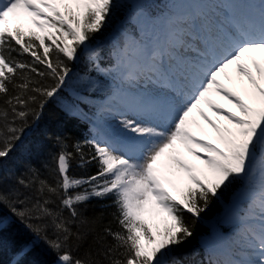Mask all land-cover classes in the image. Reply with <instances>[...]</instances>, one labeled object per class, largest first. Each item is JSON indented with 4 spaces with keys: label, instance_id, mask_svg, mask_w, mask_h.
Here are the masks:
<instances>
[{
    "label": "snow or ice",
    "instance_id": "1",
    "mask_svg": "<svg viewBox=\"0 0 264 264\" xmlns=\"http://www.w3.org/2000/svg\"><path fill=\"white\" fill-rule=\"evenodd\" d=\"M217 2L165 0L166 8L159 14L149 11L147 3H136L131 20L138 27L151 25L152 39L145 40L141 32L139 38L125 34L112 46V66L101 70L100 54L91 41L107 27L118 0H0V162L16 149L29 118L38 120L47 102L65 85L70 65L81 51L102 75L111 76L112 98L120 100L123 108L117 113L122 117L115 130L119 140L94 138L73 145L81 167L97 163L94 175H70L73 153L57 137L61 147L53 157V182L41 179L30 168L31 177L19 179L18 184L34 189L32 196L20 199L23 193L18 190L6 193L0 188V206H7L37 240L55 250L58 264H179L173 253L193 236L184 212L200 218L213 199L237 181L244 187L240 210L233 216L235 246L226 259L209 264H264V87L241 63L244 58L251 60L264 77L259 62L250 55L264 53V2L219 0L231 7L228 26L214 32L210 24L215 9L208 6ZM241 5L247 10L241 11ZM197 25L206 29L207 36L194 43ZM33 28L46 30L45 35ZM13 52L29 55L31 63L13 58ZM230 65L247 77L254 90L252 98L260 107L251 106L220 83L219 74ZM214 91L234 103L240 114L219 109L209 99ZM201 103L217 114L223 112L232 127L221 130L199 109ZM194 110L219 134V147L198 139L190 130ZM85 145L93 151L89 158L83 152ZM181 147L201 160L206 166L201 174L205 178L211 174L213 179L205 184L194 174L179 158ZM166 154L170 163L162 160ZM171 164L187 172L196 187L179 196L169 191L165 185L171 181L165 170ZM110 195L119 213L120 230L105 227L103 235L93 236L95 253L90 248L83 258L73 255L95 232L79 205ZM17 204L24 205L23 209ZM151 209L162 210L171 220L156 235L142 219ZM3 227L6 224L0 219ZM49 228L54 239L47 235ZM108 237L113 244L106 243ZM29 251L25 244L18 256Z\"/></svg>",
    "mask_w": 264,
    "mask_h": 264
},
{
    "label": "trees",
    "instance_id": "2",
    "mask_svg": "<svg viewBox=\"0 0 264 264\" xmlns=\"http://www.w3.org/2000/svg\"><path fill=\"white\" fill-rule=\"evenodd\" d=\"M123 9V7H122ZM124 10V9H123ZM126 11L116 9L112 16H115V21L119 22L123 20ZM115 23V22H114ZM113 20L110 19L107 27L102 30L101 33L94 35L91 41V46L98 42H104L109 38V35L113 32ZM48 42V41H46ZM80 58L72 63V72L70 75L76 73L81 77H94V71L92 70V62L88 61L85 54L82 55V51L79 53ZM13 58L17 60L26 61L31 63L32 58L25 55H18L12 53ZM42 71L43 66L37 65ZM51 83V81H48ZM90 93V92H89ZM59 95L65 100H69L68 95L61 89ZM88 128L79 118L72 117L62 109L58 104L55 97L50 99L45 108L43 109L38 120L29 118V126L26 127L25 132L20 142H18L16 149L10 154V156L0 162V188L6 193L13 189L23 193L20 199H24V196H32L34 189H26L18 184L19 179L28 180L32 173L29 169H35L41 179H46L50 183L53 182L55 175L53 157L60 151V144L57 142V137H60L67 145V151L73 153V159L71 160L70 175L73 177H88L94 175L98 171V165L95 161L80 166L79 155L76 154L73 145L77 142L83 144L87 139ZM83 152L86 158H89L93 151L85 145ZM236 185L231 186L226 191L227 197L224 200L229 201L236 190ZM58 203V201H57ZM30 206V205H29ZM17 208L23 209L24 205L17 204ZM55 207V205H50ZM220 209L219 200L213 199V202L209 205V208L201 213L200 220L194 218L186 211L184 212L185 222L192 228L193 236L186 242L180 245L173 253L175 258L179 261V264H202L200 261V255L197 253L204 232L206 231L205 225L202 223V219H212L213 216ZM79 210L83 216L87 217L93 222L92 226L95 229L93 234H90L88 240L84 242L78 252H74L73 255L83 258L86 251L90 248L95 253L97 245L93 243V236L95 234L103 235V229L105 227L111 228L113 231L120 230L117 217L119 216L117 207L114 203L113 196H107L104 198H91L85 204L79 205ZM64 215L67 216L68 212L65 210ZM0 219H2L6 227L0 228V264H13L17 261L18 264H58V254L55 250L49 247L43 240H37L35 235L30 232L20 221L11 213L7 206H0ZM33 223H39V221H32ZM75 230V226H73ZM49 238L54 239L53 231L49 228L47 231ZM106 243L111 245L114 243L111 237L106 239ZM25 244L30 246V251L23 256H18V253L6 258L4 253L5 249L10 248V252L18 247H23Z\"/></svg>",
    "mask_w": 264,
    "mask_h": 264
},
{
    "label": "bare ground",
    "instance_id": "3",
    "mask_svg": "<svg viewBox=\"0 0 264 264\" xmlns=\"http://www.w3.org/2000/svg\"><path fill=\"white\" fill-rule=\"evenodd\" d=\"M240 1V0H239ZM249 1V0H248ZM256 1V0H250ZM47 9H45L46 11ZM221 11V10H220ZM145 31L147 32L150 37H152L153 31L146 26H144ZM34 30H39L40 32H44V30L33 28ZM205 38L201 37L200 40L203 41ZM253 58H255L256 61L259 62L261 69L264 70V53H251L250 54ZM241 63H244L251 71L253 76L259 81L262 87H264V77L260 76L257 72L255 67L252 65L251 60L244 58ZM218 79L220 80V83L225 87L230 89L231 91L235 92L236 94L240 95L242 99L245 100L246 103H249L253 107H260L261 104L257 99H253V86L248 83L247 77L241 76L237 70L235 65H231L226 69L224 73L219 74ZM209 99L213 101V103L223 112H232L237 115H239V109L235 107L234 103L229 102L228 99H225L222 95L217 94L215 91L212 92L209 96ZM113 109V113L110 115H104L102 117L106 125L108 126V130L112 131V133L116 136V138L120 139V137L116 134V128L118 126L119 120L122 118L120 115H117L115 113V110H121L123 111L121 102H113L111 107H108ZM199 109H202L203 112L221 129L225 127H232L231 124L224 118L223 112L221 114H217V111L214 108H211L208 106L207 103H201L199 105ZM109 112V111H108ZM107 112V113H108ZM129 118L131 117V114H129ZM191 122L189 127L190 130L193 132L194 135L198 137V139H201L205 142H210L211 144H217L220 146L218 141V133L215 129L211 127L207 123V121L204 120L202 116H200L198 110H194L190 117ZM116 140V139H115ZM198 153H200L202 156L207 155V153H204L201 149L196 148L195 149ZM179 158L183 160L186 164H188L190 167L193 168L194 174L198 175L200 179L205 181L206 183L209 182V180L213 179L211 174H208L207 178H205L204 175L201 174V171L206 168L205 165H203L201 160H198L195 156H192L189 154L186 150H184L182 147L179 151ZM163 161L168 162L167 160V154L165 157L162 158ZM165 174L167 176V179L171 181V184H166L169 188V191L173 192L174 195H177L181 192V188L185 185H187L191 180L188 179L189 174L185 172L183 169H180L177 165L171 164L170 170H165ZM142 218L144 220H149L150 215L143 214ZM164 219V218H163ZM144 243V242H143ZM2 248L0 247V251ZM10 248L5 249L4 253L6 254V258H9L13 256V254L18 253L21 250V247H18L10 252ZM0 260H2V257H0Z\"/></svg>",
    "mask_w": 264,
    "mask_h": 264
},
{
    "label": "rangeland",
    "instance_id": "4",
    "mask_svg": "<svg viewBox=\"0 0 264 264\" xmlns=\"http://www.w3.org/2000/svg\"><path fill=\"white\" fill-rule=\"evenodd\" d=\"M138 2H144L150 5V10L156 11V10H164L166 8L165 5V0H118V6L116 9H121V11H126L125 12V16L123 18L122 21H115V16H111V19L113 20V26H114V30H113V35L112 37H116L115 39L119 38L120 41H122V37L125 36V34H128V32L126 33V31H121V29H124V26L126 28L127 24L128 27H130L132 20H130L129 18L132 17L134 10H135V5ZM126 5V6H125ZM123 7V9H122ZM129 8V9H127ZM130 16V17H129ZM115 22V23H114ZM126 23V24H125ZM133 23V22H132ZM138 30L140 29L137 26ZM132 29V25L131 28ZM114 31H118L117 33H115ZM121 34H123V36H121ZM42 35H45L44 33ZM111 82H113V80H111ZM97 85V88L100 86H103L102 82H98V80H91V79H82L79 77V74L76 73L72 76H70V78L66 81L65 85L62 86L63 90L65 92L68 93V95H70V97L72 98L73 93L76 94V97H74L75 99H77L74 104H72V100L67 101L64 98H61L59 93L55 96V99L59 101V103H61V105L64 106L66 105L69 109V112L71 113H75L77 115L80 116H85L87 111L84 112V106L81 105V100L85 103V104H91L94 103L95 100H93V98L95 97V93L94 88ZM89 92H92L89 93ZM68 103H70L71 105H69ZM236 184H243V182L241 181H237L235 182ZM166 187H168L167 185H165ZM195 187V184L191 182H189V184L186 186L187 188L189 187ZM184 187V188H186ZM186 188V189H187ZM183 189V188H182ZM185 189V190H186ZM230 189H225L223 191V195H224V199L227 197L228 191ZM227 191V194H226ZM231 191V190H230ZM233 192H232V196H233ZM179 196V195H178ZM222 198V196L220 197L219 200V204L221 208H224L226 203L229 202L227 200H224ZM143 214H148L150 215L149 220H144L145 222V226L147 229L151 230L152 235H156L157 232L163 231V229L165 228V226L167 224H171V220L170 218L167 216L166 213H164L162 210L160 209H151L148 211H145ZM143 216V215H142ZM164 218V219H163ZM204 225H206L208 232H210V237L211 238H216L217 236H219V238L223 237L222 235L225 233L226 229H224V227L221 229V226H218L215 221H211L209 220H204ZM220 223L221 225H223L222 222H217ZM221 232V234H220ZM142 235V243H146V241L143 240V234ZM221 235V236H220ZM225 236H227L225 234Z\"/></svg>",
    "mask_w": 264,
    "mask_h": 264
}]
</instances>
